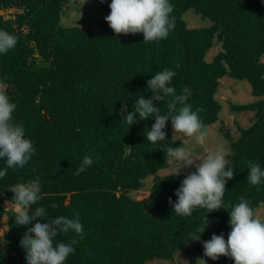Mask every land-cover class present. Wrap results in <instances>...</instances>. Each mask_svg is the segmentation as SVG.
<instances>
[{
  "label": "trees",
  "instance_id": "trees-1",
  "mask_svg": "<svg viewBox=\"0 0 264 264\" xmlns=\"http://www.w3.org/2000/svg\"><path fill=\"white\" fill-rule=\"evenodd\" d=\"M68 1L0 0V11H20L14 20L0 15V30L18 38L14 49L0 54V84L17 105L15 121L36 148L23 168H10L0 178V222L9 216L3 247L0 239V264H27L20 241L35 222L16 225L14 212L5 210L4 202L14 196L11 186L36 178L41 199L30 206V215L43 206L46 216L41 223L57 216L75 219L78 213L83 225V238L72 230L57 236L65 243L77 241L65 264L174 261L191 238L199 236L198 252L207 257L203 242L213 233H223L227 241L229 212L240 197L254 212L264 204V178L258 185L247 180L250 161L259 162L264 170V0H170L174 29L167 38L147 43L143 33L117 35L105 19L96 30L65 27L62 18ZM110 3L101 2L107 16ZM190 10L212 25L189 28L183 17ZM217 44L222 51L208 62L207 55ZM165 69L176 73L169 85L176 94L190 89L186 103L194 111L202 109L198 114L204 129L220 120L222 105L216 95L221 79L247 81L258 98L231 106L235 113L254 112L255 118L248 128L238 125L240 136L231 143L226 168L234 175L225 185L224 208L207 213L197 207L191 216L175 214L169 198L177 201L175 192L187 174L154 177L150 195L143 200L130 195L143 188L147 177L167 169V148L185 147L172 134L171 118L165 140L151 143L146 132L154 118L140 120L137 115L129 127L119 115L123 103L132 112L139 95L151 98L147 81ZM153 104L166 114V101ZM225 136L231 140L229 131ZM86 154L93 163L76 175ZM5 166L6 159H0V170ZM206 216L208 225L201 234ZM210 262L235 264L225 256Z\"/></svg>",
  "mask_w": 264,
  "mask_h": 264
},
{
  "label": "clouds",
  "instance_id": "clouds-1",
  "mask_svg": "<svg viewBox=\"0 0 264 264\" xmlns=\"http://www.w3.org/2000/svg\"><path fill=\"white\" fill-rule=\"evenodd\" d=\"M109 7L111 11L105 20L117 35L143 33V42L147 43L167 38L175 27V17L172 16L174 6L170 0H111ZM17 42L15 34L0 30V54L14 49ZM175 75L170 69L157 71L153 78L147 81V90H150L153 96L145 98L139 95L132 106V112H128L127 103H123L119 111L122 123H127L129 127L136 122L137 115L140 120L154 118L155 123L151 130L146 132V139L151 143L165 140L164 129L169 118L177 139H181L178 134L191 137L199 133L200 140L206 135L198 114L202 109L194 111L192 105L186 103L192 94L190 89L184 87L178 95L175 87L169 86ZM169 97L170 101L167 99ZM153 101H166V114L161 115V109L154 106ZM16 108L17 105L10 100L7 91L0 87V159H6V166L0 170V178L4 177L10 168H23L36 152L33 142L25 136L23 125L14 119ZM226 154L224 149H217L206 155L193 154L182 144L166 149L169 176L180 175L184 168L196 169L185 176L176 190L177 201L173 203L169 198V204L175 214L191 216L197 207L206 209L207 213L224 208L225 185L234 175L232 168H226ZM92 163V156L84 155L75 174L84 172ZM248 168L247 180L252 185L260 184L264 178V170L259 162L250 161ZM9 191L14 193V196L11 202H7L14 210L7 211H14L15 224L25 226L35 222L34 227H29L20 241L26 252L27 264H65L67 257L75 252L73 245L77 244V241L73 239L70 243H65L58 241L57 236L72 230L83 238V225L78 213L75 219L57 216L41 223V218L46 216V209L39 206L35 207L30 215V206L38 204L41 199L39 178L17 183L11 186ZM51 207L55 208L57 205L53 204ZM229 217L231 231L227 241L223 233H213L210 240L203 242L204 256L214 261L221 256L229 257L235 264H264V220L255 214L249 201L243 196L239 198V203L231 206ZM207 225L206 216L204 227L199 230L201 234ZM191 239L199 240L200 236ZM196 264L207 262L199 258Z\"/></svg>",
  "mask_w": 264,
  "mask_h": 264
},
{
  "label": "rangeland",
  "instance_id": "rangeland-1",
  "mask_svg": "<svg viewBox=\"0 0 264 264\" xmlns=\"http://www.w3.org/2000/svg\"><path fill=\"white\" fill-rule=\"evenodd\" d=\"M20 11L17 9H9L0 11V15L4 16L5 19L14 20ZM107 17L101 7V0H69L63 11L62 23L65 27L79 26L84 29H98L101 21ZM183 19L186 21L189 28H204L212 25L209 19H203L201 16L196 15L193 10L188 11L184 14ZM222 51L221 44H217L207 55V61L211 62L213 58ZM36 56H38L36 54ZM264 62V57H263ZM221 85L218 89L216 99L222 105V111L220 113V120L204 129L206 135L203 140H200L199 133L191 136L184 137L183 134H178L181 139L172 134L177 142H182L185 145V149L193 154L206 155L210 152H214L217 149H224L226 151V159L232 154L231 143L240 136L238 125L242 128H248L252 125L255 118L254 112H233L231 110L232 105H244L256 102L258 98L252 95L251 85L247 81H239L229 76L220 80ZM0 87L5 89L4 85L0 84ZM229 131L231 140H228L225 136V132ZM228 161V160H227ZM194 167L184 168L180 174H188L194 172ZM170 175L169 169L162 170L154 176H149L143 181V188L139 191L132 192L130 195L133 199L143 200L150 195V190L153 185V179L156 176H167ZM6 210H11L13 207L9 203H5ZM14 210V209H13ZM14 212V211H13ZM255 214L264 220V204L256 209ZM6 214L0 222V239L3 244L5 237V224L8 220ZM200 240H192L184 249L179 251L175 255L174 261H165L162 259H154L149 261V264H192V259L203 258L207 264H211L210 258L202 257L198 248L201 246ZM196 264V263H195Z\"/></svg>",
  "mask_w": 264,
  "mask_h": 264
},
{
  "label": "water",
  "instance_id": "water-1",
  "mask_svg": "<svg viewBox=\"0 0 264 264\" xmlns=\"http://www.w3.org/2000/svg\"><path fill=\"white\" fill-rule=\"evenodd\" d=\"M5 229L8 230V226H6Z\"/></svg>",
  "mask_w": 264,
  "mask_h": 264
}]
</instances>
